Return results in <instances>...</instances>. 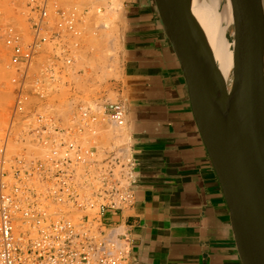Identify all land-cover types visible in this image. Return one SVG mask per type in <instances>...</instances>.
Listing matches in <instances>:
<instances>
[{
	"label": "built area",
	"instance_id": "1",
	"mask_svg": "<svg viewBox=\"0 0 264 264\" xmlns=\"http://www.w3.org/2000/svg\"><path fill=\"white\" fill-rule=\"evenodd\" d=\"M105 2H24L31 39L10 48L13 102L0 136V264H128V234L107 221L133 205L139 172L104 132L125 127V108L76 94L63 115L47 102L78 70Z\"/></svg>",
	"mask_w": 264,
	"mask_h": 264
},
{
	"label": "crops",
	"instance_id": "2",
	"mask_svg": "<svg viewBox=\"0 0 264 264\" xmlns=\"http://www.w3.org/2000/svg\"><path fill=\"white\" fill-rule=\"evenodd\" d=\"M219 1L196 0L191 8L206 51L215 43ZM118 26L121 80L110 90L125 108L122 143L137 163L139 185L133 205L107 223L128 234V264H242L155 0H121Z\"/></svg>",
	"mask_w": 264,
	"mask_h": 264
},
{
	"label": "water",
	"instance_id": "3",
	"mask_svg": "<svg viewBox=\"0 0 264 264\" xmlns=\"http://www.w3.org/2000/svg\"><path fill=\"white\" fill-rule=\"evenodd\" d=\"M179 60L199 133L218 178L242 264H264V12L262 0H231L230 86L216 97L212 66L188 0H155Z\"/></svg>",
	"mask_w": 264,
	"mask_h": 264
},
{
	"label": "rangeland",
	"instance_id": "4",
	"mask_svg": "<svg viewBox=\"0 0 264 264\" xmlns=\"http://www.w3.org/2000/svg\"><path fill=\"white\" fill-rule=\"evenodd\" d=\"M24 2L25 0H0V136L10 116V106L13 102V82L11 79L15 72L14 65L10 62L11 46L6 42L2 34L8 26H15L21 32L26 31ZM103 5L106 6L105 13L103 12L104 14L100 19L93 23V26L97 24L100 25V28L96 30L95 35L90 32L86 36L85 51L91 50V55L75 67V69L85 68L84 72L64 78L63 81H66V85H62L60 90L52 93L49 97V103H56L53 106H56V111H61L63 115L67 112L65 109L67 103L77 98L76 94H78L80 99L84 100L117 101L115 98L113 100L108 97L110 94L116 95L110 90V82L121 80L118 28L121 8L112 6L111 2L108 6L105 3ZM110 5L111 7H109ZM110 16L112 20L107 19ZM113 27L114 30H112ZM226 34L227 39L231 40L232 25L229 26ZM205 41L207 43V40H204L203 43ZM230 80L231 75L227 83L228 87L230 86ZM70 89L74 90L69 92ZM105 90L107 91V98H104L105 96L102 94V91ZM69 96L71 98L68 100ZM120 133V138H122L125 134H122L124 132ZM111 135L114 134H110V138H113ZM115 136L117 137L116 133ZM120 138L116 139L118 142L114 141L115 139L113 140L114 145H118V143H122L125 140L119 141ZM21 146L19 144L18 149Z\"/></svg>",
	"mask_w": 264,
	"mask_h": 264
},
{
	"label": "bare ground",
	"instance_id": "5",
	"mask_svg": "<svg viewBox=\"0 0 264 264\" xmlns=\"http://www.w3.org/2000/svg\"><path fill=\"white\" fill-rule=\"evenodd\" d=\"M62 1L65 2L66 0H61V2ZM195 1L196 0H188L190 13H191L192 5H193V3ZM223 1H224L223 3H222V0L219 1V7H217V9L215 11V13L218 16L217 18L219 19L217 27H216V30L213 31V32H216L215 41H214L215 43L211 45L210 50L207 51V53L210 56L211 52H213L214 49H216L217 52H220L221 50L222 51L218 55L213 54L211 56V59H212V62H213L212 66L207 62V65H206V68H205V72H206L207 77L209 79L211 89L213 91V94L216 97H218L220 95H224V94L227 93L226 92L227 83H228V80L230 78L231 69H232V65H233L232 41L228 40L227 36H226L227 35L226 34L227 30H228L229 26L232 24L231 0H223ZM98 4L96 6L97 7L96 8L97 14L93 18L94 21L99 20L100 17L106 11V6H104V5H103L104 13H102L101 11H97V10H99ZM105 4H107V3L105 2ZM111 4L114 7L116 6V8H119V9L121 8V0H111ZM108 5H109V3L107 4V6ZM99 6H100V4H99ZM109 7H111V5ZM25 16H26V14H25ZM107 19L112 20L111 16L108 17ZM25 22H26V20H25ZM205 27H206V25H205ZM98 28H100V25H98ZM112 30H114V27L112 28ZM115 34H116V32H115ZM2 36L5 37L6 42L12 47V46H14L16 44H24V43L29 42L30 39H31V30H30L29 25L26 22V31L25 32H21V31L17 30L15 26H8L3 31ZM90 40H91V38H90ZM41 52L42 51H40V53ZM79 53H80L79 61H77V63L75 64L74 67H76V65L81 63L82 60H84L87 57H89L91 55V50H87V51L81 50ZM10 56H11V51H10ZM40 57H42V55ZM84 69L80 68L81 72L77 73V71L79 70L78 69L76 71V73L77 74L83 73ZM70 75H72V69L70 70V73H69V75L67 77H69ZM64 78H66V77H64ZM64 78L61 79L60 83H59V81H55L53 83V87H54L55 90L57 88L61 89L62 85H66V81H63ZM71 90H74V89H70L69 91H71ZM52 93H54V91H52L51 93H49L47 95L48 96L47 97V102L48 103H49V97H50V95ZM108 98L114 100L115 95L114 94H110ZM87 102H90V100H87ZM123 131H125L124 128L121 129V128H117V127H113L112 129H110V130L108 129L107 131H106V129H104L105 136H106L105 143L106 142H110L111 139H113V138L115 139L114 141H117L116 139L121 137V133L120 132H123ZM115 133L117 134V137L115 136ZM110 134H114V135H111V137H113V138H110ZM122 134H124V133H122ZM124 139H125V135L122 138H120L119 141L124 140ZM108 144H110V143H108ZM120 144H124L125 145L124 147H125L126 151L129 153V155H131V151L127 150L129 145L127 143H125V142L124 143H120ZM126 146H127V148H126Z\"/></svg>",
	"mask_w": 264,
	"mask_h": 264
}]
</instances>
